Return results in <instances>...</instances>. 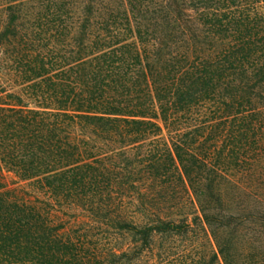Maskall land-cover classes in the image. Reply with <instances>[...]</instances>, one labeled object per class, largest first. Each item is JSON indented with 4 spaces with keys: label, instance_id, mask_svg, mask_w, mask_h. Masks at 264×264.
I'll use <instances>...</instances> for the list:
<instances>
[{
    "label": "trees",
    "instance_id": "trees-1",
    "mask_svg": "<svg viewBox=\"0 0 264 264\" xmlns=\"http://www.w3.org/2000/svg\"><path fill=\"white\" fill-rule=\"evenodd\" d=\"M263 113L264 0H0V264H264L204 176Z\"/></svg>",
    "mask_w": 264,
    "mask_h": 264
},
{
    "label": "rangeland",
    "instance_id": "rangeland-1",
    "mask_svg": "<svg viewBox=\"0 0 264 264\" xmlns=\"http://www.w3.org/2000/svg\"><path fill=\"white\" fill-rule=\"evenodd\" d=\"M164 135H167L166 130ZM232 147L223 145L218 148L216 153H213L211 166L209 165L204 172V176L209 180H216L212 185L213 189L208 193L213 198V201L209 199V202H212L210 206L219 207L216 195H221L220 205L224 210L245 219L237 231L240 244L256 248L258 252H262L263 256L264 220L261 216H264V113L262 114V129L257 133L256 144L251 143L246 149L248 150L247 160L241 162L232 157L227 161L225 171L223 170L227 174L223 173L224 178H220L217 173L220 160L223 161L220 153L222 150H225L226 154L230 150H236ZM199 236L203 237V234Z\"/></svg>",
    "mask_w": 264,
    "mask_h": 264
}]
</instances>
